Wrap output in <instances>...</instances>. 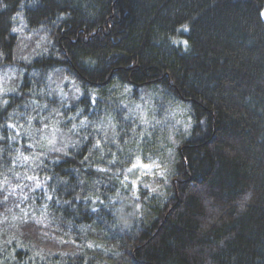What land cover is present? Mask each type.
Wrapping results in <instances>:
<instances>
[{"label": "trees", "instance_id": "16d2710c", "mask_svg": "<svg viewBox=\"0 0 264 264\" xmlns=\"http://www.w3.org/2000/svg\"><path fill=\"white\" fill-rule=\"evenodd\" d=\"M263 13L0 0V264H264Z\"/></svg>", "mask_w": 264, "mask_h": 264}, {"label": "rangeland", "instance_id": "374dc122", "mask_svg": "<svg viewBox=\"0 0 264 264\" xmlns=\"http://www.w3.org/2000/svg\"><path fill=\"white\" fill-rule=\"evenodd\" d=\"M263 19H264V13H263ZM14 77H15V72H13V71H10V72H7L6 74H4V76L0 78V91H4L8 87H10L11 86L10 81ZM135 109L141 114L139 116L140 119H143L144 117L150 116L151 114L158 117V114H159L158 111L163 110V108H157L155 110L149 106L144 107L143 104L136 105ZM165 113H167L172 118H174L179 125L186 126V124L189 121V119L186 118L185 110L178 107L177 104H175V103H172V105H168ZM156 118H154V120H156ZM136 173H138V175H137L138 177H143V178L144 177H153L157 173L159 175H162V171L159 170V167L157 169L156 166H153L151 164L138 166Z\"/></svg>", "mask_w": 264, "mask_h": 264}, {"label": "snow or ice", "instance_id": "6c2138e0", "mask_svg": "<svg viewBox=\"0 0 264 264\" xmlns=\"http://www.w3.org/2000/svg\"><path fill=\"white\" fill-rule=\"evenodd\" d=\"M186 43V42H185Z\"/></svg>", "mask_w": 264, "mask_h": 264}]
</instances>
